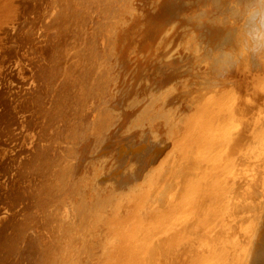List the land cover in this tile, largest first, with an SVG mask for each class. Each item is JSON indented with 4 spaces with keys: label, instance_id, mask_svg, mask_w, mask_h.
Wrapping results in <instances>:
<instances>
[{
    "label": "rangeland",
    "instance_id": "rangeland-1",
    "mask_svg": "<svg viewBox=\"0 0 264 264\" xmlns=\"http://www.w3.org/2000/svg\"><path fill=\"white\" fill-rule=\"evenodd\" d=\"M11 1L12 0H6V1L4 0V1H2V3H0L1 5H3V7H5L6 13L8 14V16L4 17V21L2 23H0V264H79V262L82 264H83V262H84V264H88L89 263L88 261L90 259L87 257L90 255V251L88 250L89 244L86 242V240H87L86 237L92 238V236L87 233V230H85L84 234H80V235L76 234L74 237L71 236L72 232H70V229L74 226L75 219H76L75 209H74L73 205L76 207L78 200L75 198L76 200L73 202V201H71L72 199L68 198V196L70 195L71 191H72L71 194L74 196L75 193H77L80 189H82L81 186H83L84 184L83 185H80V184H82L84 179H86V178L88 179V178H90V176L92 177V174L94 173V172L93 173L91 172V175H90L91 170L89 171V170H86V168L85 169L82 168L83 171H85V173L87 171V173H86L87 175L84 174V177H82V173H84V172H82V169H81V171H78L79 167H77V166H79V163H78L79 157L78 156L80 154V148L76 147V146H79L76 144V141L77 142L79 141V132L81 133L83 129H84L83 132H86V133H81L82 136H80V140L85 138V136L87 135V131L85 130V125L83 124L85 122H84V120L82 121V119L86 118V116H85L86 111H85V107H84L85 104L84 103H86L85 99L87 101V99L90 100V98L92 97V95L90 94L91 93L90 90L89 89L87 90V88H90L91 83L94 86V84L96 82L95 79L93 80V77H91L92 75L90 73H92V72L90 70H94L96 66H99V65H97L99 59L98 58L95 59V57L96 56L98 57L97 54H99V47H101V44H99V43H101V42H99V40H97L98 34L95 33L96 31L98 32V29L97 30L95 29L97 26H95V22H93V21H92L93 23L91 22V20H92L91 17H93L94 15L91 14L93 12L91 11L92 6H90V5H92L91 3L93 0H91V3L89 2L90 0L89 1L88 0H79L80 4L77 3L78 0L77 1L76 0H74V1L69 0L71 3L68 0H14L15 3L11 2ZM63 1H64V3H63ZM67 1H68V3H67ZM87 2L90 4H88ZM187 2L190 4V7H189V9L188 8H186V9L189 11V13L191 15L188 17L189 19L184 18V21L179 20L180 19L179 16H185V15H181L180 12L177 13V11H175V10L178 6L184 5L183 3L186 4ZM212 2H214V3H212ZM165 3H166V5H165L166 8H169V9L165 10V11L161 10V13L159 14V19L156 21V24L154 25L155 28L157 29V31L155 32V35L152 37L153 39L150 42L151 44L150 43H149V45L147 44L146 47L144 48L145 50L142 49V50H139L138 52L135 53L134 58H135L136 62L147 63V65L143 69V73H145L147 70L150 69L151 71L153 70L152 73H154V76H159L162 73V71H164L163 67L165 68V71H167L169 73H171L174 70L184 72L185 74H182L181 76H179L178 79L179 80L181 79V81H185V77H188L187 80H190V81L193 80L191 85L184 86L185 84L183 85L181 82H179V86L183 85V87H177V83L174 80H172V82L170 84H169V80H168L166 86L164 87V88H167V86H170L172 84L171 88L168 87L167 89L175 88L176 94H177L179 100L180 99L182 100L183 98L188 100V96L190 97V96L198 94L202 91L209 90V91H206V93L208 95H211V99L208 98V97H210L208 95H207V99H210L211 102L212 101L215 102L216 98L218 100L220 99V96H218V94L214 93V91L216 90L215 92H217V91L220 92V95L224 91V93H223L224 95L222 96V99H224V100L227 99V101L225 100L226 101L225 102L222 99H220L219 102L212 105L213 112L211 115V121L209 123L210 125L209 124L207 125L206 130L208 132H206L205 140H203V143L200 146L201 151H199V146L196 148H193V147L190 148V146L189 147L185 146L186 138L188 135V133H185V132L190 130L189 127L179 126V128L178 127L175 128L177 130L175 132H173L175 129L169 130V132L167 134L168 137L166 136L167 140H165V138H164L163 142L159 141L160 146H158L159 144H157L158 141L156 142L153 139V137H156V136H152L146 132L148 135H150L149 138H152V139H149V140H151V145L149 146L150 151L155 153L152 162L150 161L151 164L148 163V165H150V166L152 165L151 168H155L154 170H156V167H157L158 168L157 170L159 172H157L158 174L156 173L157 170L153 172V170L149 169L150 166H148L149 167L148 171H152V173L154 174L155 177L152 175V177L150 176L149 178H147L146 174L147 173L152 174V173L151 172H145L146 177L144 176V179L146 180V183H145L146 185L145 186L141 185L142 186V189H141L140 188L141 186L139 183L142 184V182H141L142 180H141V178L139 179V177H138L136 179L137 180L139 179V181L140 180L141 181L139 182L136 179H134L136 182L133 184V186L135 185L133 188L136 187V184H138L140 186L139 187L137 185V188H135V189L138 190L140 188V190H143L142 193L145 194L146 198L150 201V208H154V206L157 205L156 202L164 196H165L164 197V200H165L167 198L166 195H168L167 193H169L170 191H172V193L170 192L171 197L173 196V194L175 192H176V195H178L180 192V195H178V197H180L181 195H185L186 197L189 196V197H187V201L185 200L183 202V204H185V205L182 207L183 209L181 208L182 214L180 213L181 210L179 213H175V214L171 213V215H169L167 218L165 217L167 219L168 223L166 224L167 221H165L166 220L165 219L164 220L165 222L163 224H162V222L160 224H158V227L159 228L162 227L161 226V224H162L163 226L166 225L169 229V230L166 229L167 232H169L168 233L169 235H167L169 237H167L168 239L165 241V244H167V246H168L169 243H167V242H170V240L173 241V244L171 243L172 242L171 241L170 242L171 245H169V247L166 246L167 249L170 250V251H168V253L172 254V252L175 250V248L178 247V249H179V245H180V247L181 246L184 247V250H187V256H185L184 258L187 259V257L189 256V253L191 256H193V254H191V253L194 252V253H196V257L194 259L193 264H206L207 261H209L210 255L207 256V253L205 252L207 249L206 245L204 244L205 246H201V242H203L202 241V236H203L202 234H204V233H206L207 235L211 234V232L214 231L213 230L214 226L217 227V225L219 224V220L220 221L223 220L224 215L226 216L228 213H233V212H234V214L237 213L239 218H242L243 212H238V211L242 210L243 208L238 209V207L241 206V207H244V209H245V207H247L253 200H255V198L260 199V198H262V196L264 194V140H263L264 138L263 139L261 138L259 141L258 140L259 138L256 137L258 143L253 142L255 139L253 140L250 136L251 135V125L249 126L248 129L245 127L246 123L250 122V120H252L253 113L255 112V110L253 108L254 97L250 93V92H252V90L254 88V81H253L252 77L250 76L251 71H249V68H250V64L255 63V55L257 56V54H256L257 51H254L253 49H251L252 46L250 43L243 42V41L235 43L233 41V38L230 37L231 35H230V31L228 30V26H230V27L234 26L236 24L238 17H240L239 7H238V5L236 6V4L232 0H172V1L167 0V1H165ZM172 3H174V4L172 5ZM84 4H85V7H87L89 5L90 6L89 10L91 11L90 12V11L86 10V12H84L86 15H84V13H83V10L86 9L84 7ZM63 5H65L64 7L67 6L66 7L67 9L65 8L66 12L64 11L65 13L68 12L67 10H69V13H72L70 10H73V12L75 10L74 13L76 14V12H77L76 16H75V14L74 15L72 14V16H69V18H68V16L65 17V15H67L68 13L65 14L63 12V8H64V7H62ZM79 5H80V7H76V9H77V11H76V9L73 8V6H79ZM212 5L218 6V10L220 11V13H218L217 16H214V15L210 16ZM68 7H69V9H68ZM70 7H72V8H70ZM223 9L225 11H227L229 14L227 15L226 13H223V11H224ZM79 12L81 14L80 17L83 15L85 19H86L85 16H87V13H88V15L90 14L88 16V18L90 17V19L85 20V19H83V17H81V18L78 17ZM62 13H64L65 15H62ZM63 16H64V18H63ZM244 16L246 18L247 15H244ZM70 17H72V18H70ZM76 17L79 18V20H82V21L84 20V22L83 23H82V21L79 22V20ZM62 18L63 19L67 18L68 20L66 19V21H64ZM73 20L75 22H71ZM85 21H87V22L85 23ZM181 21L184 23H182ZM205 21L207 23L209 22V26L212 27L215 25L216 27L219 28V30L213 32V34H210L208 36L205 32V25H206V24H204ZM89 22L91 23V25ZM64 23H66V24H64ZM71 23L73 24V26ZM74 23H77V25H78V23H82L81 25L84 27L80 26V24L78 25V27L77 26L74 27V25H76ZM64 25H69V26H67L69 30H70V28L73 29L72 27H74V29L81 27L80 29H78V30L75 29V30H77L78 32H80L82 30L81 34L83 36L78 35L80 33L76 34L77 31H75L74 29L71 30L72 32L68 31V29ZM87 25L89 27H91L93 25L95 28L94 27H92V28L87 27V28H89V30H90L89 31L88 29L85 28ZM225 25L227 26V29H225ZM44 26H45V28H44ZM48 26H51V27H48ZM149 27L150 26L147 24L140 25L138 33L145 35L146 32H149L148 31ZM83 29H85V31L87 30L85 32V33L88 32L87 35H84L85 33H83V31H84ZM158 29H160L161 31ZM233 29H235V28H233ZM93 30H95V31H93ZM63 31H65V34L67 33L68 37H64ZM177 31H178V33H177ZM90 32L95 33V35L93 34L94 37L91 36L92 34ZM78 36H80V37H78ZM96 36H97V38H96ZM85 37H87L89 41H87V38H85ZM69 38H71V39H69ZM64 39H66V40H64ZM67 39L70 41L68 42ZM80 39L82 40L83 43L81 42ZM94 39L97 41H95ZM35 42H36V44H35ZM85 42L87 44H89L88 47H86L87 44ZM96 42H98V43H96ZM75 43H77V44H75ZM234 43H235V45H234ZM90 44L92 45V47H90L91 46ZM95 44H97V45L94 46ZM74 45H76V47H74ZM82 45H84V49H81V48H83ZM230 46L232 47V49L230 48ZM85 47H86V49H85ZM240 47H241V53L239 52ZM89 49H91V50H89ZM94 49H96L95 51H97V54L94 51ZM81 50H84V51H81ZM85 50H89L90 52L85 51ZM165 50L166 51L168 50L167 53ZM91 52H92V54H91ZM235 52L239 53L240 56H244V58L241 60L238 57H235L236 56ZM77 53L80 54L81 56L78 55ZM84 53H86V54L88 53L89 55H91L90 57L88 55V59L85 58L87 61L82 60L83 56L87 57V55L85 56ZM172 53H174L173 55H175V54L176 55L173 56ZM93 54L95 55V57ZM67 55H68V57H67ZM73 55L74 56L76 55L77 57H74ZM78 56L81 57L80 60L78 59L79 58ZM69 57H71V58L69 59ZM91 57H92L93 61H92ZM89 58L93 63L89 62L90 61ZM67 59H69L70 61L72 60L73 62L72 61L67 62ZM94 61H95V63H94ZM78 62H79V64H82V65L79 66ZM65 63H67V65ZM68 64H69V68L71 66L70 69L67 68ZM167 66H169V67H167ZM81 67H82V69H84L83 72L81 70ZM90 67H93V69H90ZM242 68H243V70L246 69V71H244V73L247 72L246 73L247 75L239 72V71L243 72ZM87 69H90V70H87ZM70 70H71V73H70ZM85 70L88 72L89 75L87 73H85L86 72ZM89 71H90V73H89ZM198 71H200V72H198ZM232 71L236 72V73H233ZM203 72H204V74H203ZM205 72H206V74H205ZM64 73H65V76H67V77L64 76ZM84 73L86 75H84ZM179 74H181V73H179ZM81 75L84 77H82ZM227 76H228V78H227ZM238 76H241L243 78L241 88H239V85H238V81H237ZM55 77H57V78H55ZM71 77H73V79ZM70 78H71L72 83H74V82L77 83L76 84L77 86L76 85L74 86V84L71 85ZM78 78H80L82 80V83H84V85H81L82 83L80 84L81 81H79ZM247 78L249 80H247ZM59 79H60V81H59ZM64 79H68L69 81L64 80ZM84 79L85 80L87 79L86 80L87 83L85 82ZM90 79H92V80L90 81ZM155 79H157V78H155ZM214 79H216V80H214ZM57 80H58V82H57ZM65 81L69 82L70 84L66 83ZM213 81H215V82H213ZM88 82L90 84H88ZM201 82L206 84V86H207V87H205V88H207L206 90L201 88L202 87ZM212 82L214 85L213 84L211 85ZM78 84L81 85L79 87L82 90H77V88L79 89ZM85 84H87V86H89V87L86 86L87 88H85ZM218 84L220 85V87H218L219 86ZM65 85H66V87H65ZM67 85H70V87ZM71 86L76 87V88H74V87L73 88H74V90L76 89L79 94L75 93L76 90L74 92L75 94L73 92H72L73 93L72 94L70 92L71 90H73ZM215 86L218 88H216ZM228 86H229V88H228ZM68 88H70V89H68ZM83 88H84V90L86 89L87 91L86 90L84 91ZM175 89H172L174 93H175ZM219 89H221V91ZM231 89H232V94L230 95ZM66 90H68V91L66 92ZM198 91H200V92H198ZM225 91H227V93ZM237 91L239 93L241 92V94L239 95V93ZM63 92L66 95H67V93L70 92V95L72 97H73V95H74V97L75 96L77 97V94L80 95L81 92H82V94L80 96H84V97L88 92H90V93L88 94V98H87V95L85 98H82V97L75 98V100L77 99V101L72 100V97L70 98V95L69 96L64 95L65 98L66 97L68 98V101H65L64 100L65 98L62 97ZM85 92H86V94H84ZM187 93L188 94L190 93V94L188 95ZM89 95H91V96H89ZM97 95L99 96V91L97 92ZM236 95H237V97L239 95L238 101H237ZM11 96H13V97H11ZM213 96H216V98L213 99L212 98ZM229 97H231V98H229ZM67 98H66V100H67ZM81 98H82V100H81ZM242 98H246V99L248 98L247 100L250 102V104L246 105L243 108H239V106L242 102ZM69 99L72 102L71 104H70ZM79 99L81 100L82 103H79L80 102ZM53 100H55V101H53ZM62 100L65 103L62 102ZM229 100L231 101V104L233 102H236V103H233L230 106V102H228ZM222 101L225 103H223ZM76 102H78V105H80V108L83 107V108H81L82 111H80L81 109L80 110L78 109L79 108L78 105H77L78 106L77 108L75 106H73V105H75L73 103H76ZM164 102L165 103H164V105L162 104V106L167 108L166 100ZM70 105H72V106H70ZM225 105H226V108L234 107V109L232 108L233 109L232 111L230 109H226ZM67 106H70V107L67 108ZM216 106H218V107H216ZM72 107H74L73 110H71L72 114L78 110L77 113L75 112L73 114V115L76 114L75 116L67 113L68 109H70ZM261 107L264 108V104L261 105ZM75 108H76V110H74ZM218 109H220L222 111H224V110H226V111L221 112ZM61 110H63V111L61 112ZM227 110H230L231 113H230V111H227ZM79 111H80V116H85V117H80L79 115H77V114H79L78 113ZM84 112H85V114H84ZM225 112L226 113L229 112L233 116H231L229 113L226 114ZM63 113L64 114L66 113V119L68 117L67 120L64 117L65 115L63 116ZM67 114H68V116H67ZM217 114L222 115V116L220 115L221 119H219L220 116H218ZM224 114H226V115H224ZM237 114H238L239 118L236 116ZM242 114H243V116H242ZM69 115H70V118H69ZM78 116L80 117L79 120L83 122L82 125L80 124L81 122L80 123L76 122V120L79 121L77 119ZM71 117H73V118H71ZM74 117H75V120H73ZM222 117H224V120ZM233 118H235V120ZM62 119L64 120V123L62 122L63 121ZM216 119H218L219 121L218 120L216 121ZM231 119H233V122ZM238 119H240V120H238ZM55 120L56 121L59 120L58 121L59 123L58 122L55 123L56 122ZM85 121H86V119H85ZM240 121H241V123H240ZM212 122H213V124H211ZM35 123H36V125H35ZM70 123H74V124H70ZM75 123L80 124V125L78 126L76 124V126H75ZM219 124H221V126ZM224 125H226V128ZM229 125H231V126L229 127ZM60 126H61L62 130H58V129H61ZM63 126H65V128H66V126H68L73 130H69L68 131L70 133L69 134L66 131L70 128L67 127L68 129L65 130ZM222 126H224V127H222ZM214 127H216L217 129ZM212 128H214V129H212ZM222 128H223V130H222ZM228 128L230 129L229 131H228ZM76 129H78L79 132L76 131ZM182 129H183V132L180 131ZM218 129H219V131H218ZM225 129H227V130H225ZM214 130H216V132H214ZM63 131H64V133H63ZM74 131H76V133ZM223 131L224 132L228 131V132L224 133ZM230 131H232L233 134H231L232 132L230 133ZM38 132H40V133H38ZM47 133H49V134H47ZM66 133L69 134L68 138H67ZM71 133H73V134H71ZM169 133L170 134L172 133V134L169 135ZM223 133H224V135H223ZM126 134H127L126 132L123 133V135H126ZM217 134H218V136L215 137ZM43 135H44V137H42ZM70 135L71 136L74 135L73 136L74 139ZM181 135H182V137H181ZM47 136L51 140H49V138ZM76 136H78V138ZM228 136L231 138H229ZM184 137H185V139H184ZM212 137H213V140L211 139ZM218 137L220 138L219 140H218ZM69 138L72 139V142L70 141L71 139H69ZM75 138L78 140H76ZM175 138H176V140H175L176 142L173 140ZM178 138H180V139H178ZM228 138L230 140H228V142H227ZM61 139H62V143H60ZM216 139H217V141H216ZM38 140L40 142H38ZM224 140H226V141L224 142ZM66 141H68L70 143H67ZM171 141H172V143H171ZM214 141H216V142H214ZM219 141L221 144H217V143H219ZM248 141H249L248 146H250V148H249L250 150L249 151L246 150L245 154H243L242 153L243 148L245 147V145ZM126 142H125V147L126 148L128 147V149H132V150L135 147H137V145L140 143V141L133 140L134 143L138 142L137 145L135 144V146H134L133 145L134 143L129 144L128 143L129 141L127 143ZM161 142L163 143L162 145H161ZM177 142H178V144H177ZM213 142H214V144H213ZM235 142H237L239 144V151L238 152L235 149H233ZM222 143H223V145H222ZM224 143H226V145ZM62 144H63V146H62ZM67 144L68 145L70 144V145L68 146ZM74 144H76V145H74ZM211 144H213V146H210ZM176 145H178V146H176ZM241 145H243V148L240 151ZM168 146H169V148H168ZM173 146H175V148H177L176 151H174L175 154L173 152H171V151H173V148H174ZM181 146H184L186 148V150H185V148H183ZM204 146L207 148H205ZM218 146H221V147H218ZM223 146H224V148H223ZM260 146L262 149L260 148ZM60 147L62 148V152H61ZM170 147L172 148V150H170ZM67 148H68V150H67ZM189 148H190V151H188ZM75 149L78 150V153L74 152V151H76ZM166 149L167 150L169 149V150L167 151ZM192 149H193L194 153L192 152ZM194 149L196 151H198V153H200L199 156L196 154V151H194ZM213 150L215 151V153L218 152L220 154V152H221L220 155L216 154L218 156V158L215 155V153L213 152ZM73 152H74V154L76 153L75 155H77L78 158L75 157ZM202 152H204V153H202ZM162 153H163V155H162ZM168 153H169L170 157L169 156H167V157H169L171 161L170 160L165 161V159H163V158H166V155ZM248 153L252 154V156H254V157L252 158L251 155H249ZM70 154H72V155H70ZM176 154L178 155V157H176L177 156ZM194 154H196V155L194 156ZM207 154H208V156H207ZM210 154L212 155V156H210L211 159L208 158ZM62 155H64V156H62ZM91 155L92 154H90V156ZM32 156H34V157H32ZM95 156H97V155H95ZM171 156H174V158ZM87 157L93 163L96 160V159H94L95 157L92 159H91L92 156L89 157L87 155ZM159 157H162V159L164 160L163 163L165 166L163 165V163H161V166H159L160 164L156 163V161L161 160V159H158ZM69 158H70V161L72 162L71 165H70V163H68ZM109 158H110V160L107 158V163H105L106 169H107L106 166L108 163L111 165L108 168L111 169V168L115 167V165H113L114 161L111 160V157H109ZM230 158H233V159H230ZM71 159L72 160L76 159V160L74 162V160L72 161ZM216 159H217V161H216ZM226 159H227V161H226L227 163L224 162ZM209 160L211 162H209ZM214 160L217 164L214 162ZM231 160H233V161H231ZM60 161H62L61 164L57 163ZM97 161L100 162L99 159ZM97 161H95V165L92 163L93 164L92 167H94V168H92V167L91 168L93 169V171H95L97 169L98 172L97 171L96 172L100 173L99 174V176H100L102 174L101 172L103 169V168H101L102 162H100L98 164ZM110 161L111 162L113 161V163H111ZM120 161H121L123 166H125V165L127 166L128 164H130L128 167H126L123 170L126 173L129 170H134V169L138 170V166L140 165V161H138V155L133 153V152L124 154V156L121 158ZM162 161H160V162H162ZM192 161H194V162H192ZM200 161H201V163H200ZM202 161L204 163H202ZM18 162H20V164H18ZM76 162H77V164H76ZM165 162H169V163H165ZM191 163H192V165H191ZM208 163H211L212 165L208 164ZM193 164H194V166H197V168L193 167ZM213 164H216V165H213ZM162 165L164 166V168L166 167L165 168L166 171L163 169ZM205 165H206V168H203V167H205ZM57 166H58V168H57ZM61 166H63L64 168ZM178 166L180 167L179 169H182V171L181 170L179 171V169H177ZM207 166L209 167V169H207ZM66 167H68L67 171H65ZM69 167H71L72 171H69L70 170ZM184 167H185V171H184ZM227 167L228 168L232 167V170H230L231 168L227 169ZM75 168H78V169H75ZM98 168H99V170H98ZM219 168L222 169L221 173H220ZM142 169H143V167H142ZM142 169L140 168V170H142ZM210 169H212L214 171L211 170L212 171L211 172ZM76 170L78 171V173H74V172H77ZM137 170H136V172H139V170L138 171ZM198 170H199V172H198ZM224 170H225V172H224ZM56 171L58 174L56 173ZM188 171L194 172V173H192V172L191 173L193 176L195 175L196 177L195 176L192 177V175H190V173H188ZM204 171H206V172H204ZM207 171H208V173H207ZM66 172L68 174V177H67ZM160 172H162V174ZM178 172H180L179 175H178ZM227 172H229V174ZM73 173H74V175H73L74 177H72ZM88 173H89V177H88ZM159 173H160V176H159ZM205 173H206V175H205ZM219 173H220V175L221 174L222 175L225 174V175L220 176ZM60 174H61V177L59 176ZM78 174H79V176H78ZM172 174L174 177L172 176ZM180 175H181V178H180ZM182 175H184V176L190 175V176H185L186 177V179H185V178H182V177H184ZM109 176L108 177L105 176L106 180H105V177H100L102 179H100L98 177L95 180L97 181L98 179H100L101 181H103L105 183L108 180ZM156 176H157V178H156ZM208 176H211L213 178V181L215 182L213 187L211 185L213 183H208V181H210V180L212 181L211 177H208ZM69 177H71V179H73V181H71ZM76 177H77V179H76ZM177 177H179V178H177ZM63 178H64V180H63ZM82 178H84V179H82ZM155 178L159 181L161 179V181L160 182L156 181ZM204 178L205 179L210 178V180H204ZM248 178H250V179H248ZM65 179L69 180V181L66 182ZM74 179H76V180H74ZM110 179H112V178H109V180ZM179 179H180V181H179ZM218 179H219V181H218ZM243 179L246 181L244 182ZM62 180L65 182L63 183ZM92 180H94L93 177L91 179H89L88 181L90 182ZM100 180H98L97 183L100 182ZM145 180H143V181L145 182ZM151 180L154 183H152ZM171 180H173V181H171ZM186 180H188V181H186ZM262 180H263V183H262ZM77 181H79V182H77ZM88 181H87V184L89 185L90 183H88ZM184 181H185V183L183 184L182 182H184ZM202 181H204V182H202ZM206 181L208 184L206 183ZM217 181H218V184H217ZM56 182L58 185L56 184ZM103 182H100V183L103 184ZM169 182H171V183L169 184ZM221 182H222V185H221ZM68 183H70L71 185ZM76 183H78L79 189H78ZM83 183H86V181L84 180ZM91 183H92L91 185H93V181ZM156 183L158 184V186ZM159 183L162 185V187L159 185ZM167 183L169 185L166 186ZM173 183H174L175 187L172 188L171 184L173 186ZM62 184H64V185H62ZM99 184H97V186ZM151 184H152V186H154L153 191H151V189H150L152 187ZM178 184H180V185L177 186ZM216 184H217V186H216ZM231 184H233V185H231ZM88 185H87V187L92 189V192L95 193L96 191H94V189L91 188L90 185L89 186ZM103 185H99L98 188H100V190H101L102 187H100V186H103ZM147 185H148V188H145V187H147ZM181 185H183L184 187ZM250 185H252V186H250ZM165 186L168 189H166ZM168 186H170V188ZM180 186L183 187L182 190L178 189V188H181ZM206 186H210V188L206 187ZM215 186H216V188H215ZM51 187H53V188H51ZM74 187H77V189L75 188L76 191L74 190ZM191 187H192V189H190ZM233 187H234V189H233ZM244 187L246 190L244 189ZM89 188H87L88 191L90 190ZM98 188H97V190H99ZM157 188H158V191L159 192L161 191L162 193L161 192L159 193L158 191H156ZM186 188L189 192L190 191L191 192L190 193L188 191L186 192ZM196 188H198V189H196ZM217 188H218V190H217ZM44 189H45V191H43ZM109 189L112 191L114 188L111 186V187H109ZM109 189H108V191H110ZM147 189L148 190L150 189V190L148 191ZM162 189H164V192L162 191ZM170 189H172V190H170ZM183 189H184V191H183ZM210 189H213V191H211ZM68 190H70V192ZM115 190L118 191L117 189H115ZM166 190H168L169 192ZM177 190H178V192H177ZM192 190L194 191V193ZM181 191H183V192L181 193ZM195 191L197 194L195 193ZM208 191L213 196V198H214V196L217 197V194L219 193L218 198L213 199L212 197H210L209 194H207ZM46 192H48V193H46ZM121 192H119V193H121ZM152 192H153V194H152ZM198 192H199L201 197L198 195ZM205 192H206V194H203ZM216 192H217V194H216ZM61 193H62L63 198L61 197ZM119 193H117V195ZM163 193H164V195H163ZM234 193H235V196H233ZM213 194H216V195H213ZM161 195H163V196H161ZM190 195H192V197ZM205 195H207L206 198L210 197V199L205 198L206 201L203 200L204 199L203 197H205ZM148 196L149 197L151 196V198H148ZM230 196H232V197H230ZM224 197H225V199H224ZM252 197H253V199H252ZM66 198H68V200H66ZM227 198H229V199H227ZM152 200H153V202H152ZM215 200L217 201V203L220 202L217 206L218 209L216 208L217 203L213 202ZM160 201H162V200H159V203H160ZM190 201L193 204H191ZM201 201H203L204 203L202 204ZM210 201L213 202V203H210V207H212V208L208 209L209 208L208 203ZM198 202H200V204ZM44 203H46V204H44ZM69 203H71V204L74 203V204L70 205ZM153 203H155V204H153ZM159 203H158V205H160ZM214 203H216V204H214ZM235 203L238 204L236 207H235ZM253 203H255V202L253 201ZM161 204H162V202H161ZM206 204H208V205H206ZM233 204H234V206H233ZM203 206H205L206 208L205 207L203 208ZM251 206H252V204L249 205L248 207H251ZM156 207L158 210L159 209L161 210V208H160L161 206H159V207L156 206ZM213 207H214V209H217V210H212ZM155 208H154V210H155ZM65 209H66V211H65ZM192 209L195 211H193ZM237 209H238V211H237ZM69 210H71L72 214L70 213ZM200 210H202V211L200 212ZM204 210L207 213H205ZM208 210H210V211H208ZM198 211H199V213H198ZM263 211H264V208H263V210H261V217L264 216ZM57 212H59V213L57 214ZM64 212H66V213H64ZM183 212H184V215H183ZM202 212H204L205 216ZM208 212L212 215H214V214L211 212H214L215 213L214 216H217L216 218L214 217L215 219H213L212 218L213 216L210 215V216H212L209 218V220L211 222L210 224H207V223H209V220L207 221V218L202 219V218H205L209 214ZM196 214H201L202 217H200L201 218L200 221L203 224L197 223V222H199V219H200L199 216L200 215L197 216ZM218 214H220V215H218ZM187 215H189V218ZM194 215H195V217L197 216L196 219H194ZM175 216L176 217L178 216L176 218L177 220L175 219ZM185 216H186V218H185ZM63 217L67 218V219H64ZM190 217H191V219H193V221H196V222H191ZM207 217H209V216H207ZM211 218L215 223L212 222ZM179 220L180 221L182 220L183 223L186 222L184 220H189L191 224L189 223V221L186 224L184 223L185 225H187L186 226L187 228H186V227H184L185 225H183L182 222H178ZM17 222H18V226H17ZM173 222L176 223V225L172 224ZM170 223L176 229L174 227H172L170 225ZM195 223L199 226H197ZM247 223L248 222H243V224H245L244 226H246ZM188 224L190 226H188ZM192 224H194V225H192ZM243 224H242V226H243ZM169 225L171 226V229H175V232L173 230L172 234H170L171 229L169 228ZM179 225L181 228L177 227ZM165 227L163 228V232L167 233L165 231ZM191 227L192 228L194 227V228L191 229ZM202 227H203V233L199 234L198 232H202V230H201ZM188 228H189V230H188ZM195 228H196V230H194ZM156 229H158V228H156ZM198 229H199V231H197ZM176 230H178V232H176ZM192 230L195 231V233H198L197 236L199 235L201 238L200 239L196 238L197 236ZM158 231H159V229H158ZM183 231L187 232V233L184 234ZM188 231L191 234H188ZM192 232L194 234H192ZM9 233H10V235H9ZM178 233L180 235L179 237H178ZM94 234H97V231H95ZM181 234L182 235L184 234L183 235L184 237ZM164 235H166V234H164ZM170 235L173 236V238ZM186 235H189L188 237L190 240L192 239V237H194V235H195V237L193 239H197V240H194L195 244L192 243L191 247H190L191 243L186 245L188 243L187 241L189 240L188 237H186ZM69 236H71V237H69ZM83 237H85L83 240L86 243L83 242L81 245L78 246V248H77L78 252L75 251L77 254L74 252V254H71L69 256V258H67L68 260L65 259L64 253L67 252V249L75 246V244L77 247L78 242H76V241L77 240L79 241ZM186 239H187V241H185ZM210 239H211V237H210ZM213 239L214 238H212L211 240L213 241ZM177 241H179V242L177 243ZM181 242L183 244H185L186 246H184L183 244H180ZM208 242H209V240H208ZM69 243H70V245L72 244V246H70ZM174 244H175V246H174ZM171 247L172 248L174 247V249L171 250L172 249ZM59 248H61V249H59ZM63 249H65L66 251L63 252L64 251ZM251 249H252V246H251ZM203 250L205 253L203 252ZM80 253H82V254H80ZM94 254H97L95 256L98 257V253L96 251L92 255H94ZM198 256L199 257L201 256V257L198 258ZM79 258L80 259L82 258L83 261L80 260ZM205 258H207V260ZM86 260H88V261H86ZM205 260H206V263H205ZM210 261H212L211 257H210Z\"/></svg>",
    "mask_w": 264,
    "mask_h": 264
},
{
    "label": "bare ground",
    "instance_id": "bare-ground-1",
    "mask_svg": "<svg viewBox=\"0 0 264 264\" xmlns=\"http://www.w3.org/2000/svg\"><path fill=\"white\" fill-rule=\"evenodd\" d=\"M4 1V0H2ZM2 1L0 0V3H2ZM6 1V0H5ZM69 1V0H68ZM67 1V3H68ZM70 1H74V0H70ZM69 1V2H70ZM77 1V0H76ZM89 1V0H88ZM165 1L167 0H93L92 3H91V0L89 1L92 5L91 7V11L93 13L94 16L91 17L92 20L91 22H95V26H97L96 28L92 25L91 27H89L88 25L85 27L86 29L89 30V28H92L94 27L96 30L98 29V32L96 31L95 33L98 34V39L99 44H101V47H99V54H97V51H95L96 49H94V51L96 52V54L98 55V57L96 56L95 57V53L93 54L95 59H99L98 60V63L97 65L99 66H96L94 70H90V69H93V67H90V69H87V70H90L92 73H89L92 75L91 77H93V80L95 79V84L94 86L92 85V83L90 84L88 82V84H90V88H87L89 86H87V84H85V88H87V90L89 89L90 92H88L86 94V92L84 94L87 95V98H88V94L90 93L92 95V97L90 98V100L85 99V111H86V121L85 119H82V121L84 120L85 123H83L82 121L79 120L80 117H85V116H80V111H82L81 107L80 108V105H78V102L76 103H73L75 105L76 108L79 106V115L78 116V120H76V122H81L80 124L82 125V123L85 125V130L87 131V135L85 136V138L81 139L80 140V136L81 133H86V132H82L80 133L78 131V129H76V131L79 132V141L77 142L76 141V144L79 145V146H76V147H79L80 148V154H79V159H78V163H79V170L78 171H81L82 168H86V170H91L90 171V175H91V172L93 173L92 174V177L94 178L93 181V185H91L92 181H88L89 179H91L92 177L90 176V178H82L86 181V183H83L80 184V185H83L81 186L82 189H80L77 193L74 194V196L70 193V195L68 196V198L72 199L71 201H75L76 199L78 200L77 202V205L76 207L69 203L70 205H73L74 209H75V224L74 226L70 229V232L71 233V236H75L76 234L77 235H80V234H84L85 233V230H87V233L89 235L92 236V238H87L86 237V242L89 244V251H90V255L87 257L89 258L87 263L88 264H193L194 262V259L196 257V253H191L193 254V256L190 255L189 253V256L186 258H184L185 256H187V250H184V247H180L179 245V249L178 247L175 248V250L172 252V254L168 253V250L167 247H169V245H171V243L173 244V241L170 240V242H167L169 243V245L167 246V244H165V241L168 239L167 235H169L167 232L168 227L166 226H163L162 224L167 221V217L169 215H171V213H179L181 208L185 205L183 204V202L186 200L187 201V197L189 196H185V195H181L180 197H178V195H180V192L178 195H176V192L173 194V196L171 197L170 195V192L172 193V191H168L169 193H167L168 195L167 198L164 200V197H162L161 199L159 200H162L160 201L159 203V200L156 202V206H161V210L157 209L156 206H154V208H150V201L146 198L145 194L142 193L143 190H140V188L142 189V186L146 185V180L144 179V176L146 177L147 175V178H149L150 176L152 177V175L154 176V174L152 173V171H148L149 169L156 171L158 168L156 167V170H154L155 168H151L150 165H148V163L151 164L152 160H153V157L155 155V153H153L152 151H150V148L149 146L151 145V140L149 139H152V138H149L150 135L152 136H156V137H153V139L157 142L159 141H164V138L165 140L166 139V136L168 137V132L169 130H173L175 128H179V126H185V127H189L190 130H188L187 132L185 133H188L187 135V138H186V142H185V146L186 147H193V148H196L199 146V151H201L200 149V146L202 145L203 143V140H205V136H206V132H208L206 129H207V125L210 123L211 121V115H212V105L219 102L220 99H222V96L224 95V91L222 92V94L220 95V92H215V94H218V96H220V99L218 100L216 98V96H213L212 98H216V101L215 102H211L210 99H211V95H208L206 93V91H209V90H206L207 87L206 84L202 83L201 84V88L205 89L206 91H198L200 93L198 94H195V95H192V96H188V100H186L185 98H183L182 100L178 99V96L176 94V89L175 88H172V89H175V93L173 92L172 89H167L168 87L171 88V85L170 86H167V88H164L169 80V84L172 82V80H174L176 83H177V87H183L184 86H187V85H191L192 84V81L190 80H187L188 77H185V81H181V79L179 80L178 77L181 76L182 74H185L184 72L182 71H178V70H174L172 71L171 73L165 71V68L163 67L164 71H162V73L159 75V76H154V73H152V71L149 69L147 70L145 73H143V69L145 68V66L147 65V63H141V62H136L135 60V53L138 52L139 50H142L146 47V45L152 41V37L155 35V32L157 31V29L155 28V24H156V21L159 19V14L161 13V10L162 11H165V10H168L169 8H166V3ZM168 1H172V0H168ZM236 6L238 5L239 7V15L240 17H238L237 21H236V24L234 26H228V30L230 31V37L233 38V41L236 43V42H240V41H243V42H247V43H250L251 44V41L250 39L248 38V35H247V29H246V19L248 17V13L250 12V10L252 9L254 3L256 2V0H232ZM11 2L15 3L14 0H12ZM37 2V1H36ZM85 2V1H84ZM9 3V2H8ZM7 3V4H8ZM64 3V1H63ZM71 3V2H70ZM73 3V2H72ZM79 3V0L78 2ZM88 3V2H87ZM88 3V4H90ZM214 3V2H212ZM80 4V3H79ZM174 3H172L173 5ZM184 5H180L176 8L175 11H177V13L180 12L181 15H185V16H179L180 19L179 20H182L184 21V18H188L191 14L189 13V11L186 9L190 7V4L187 2L186 4L183 3ZM232 4V3H231ZM230 4V5H231ZM66 5V4H65ZM65 5H63L62 7H64ZM69 5V4H68ZM87 5V4H86ZM227 5V4H226ZM70 6V5H69ZM72 6V5H71ZM83 6V5H82ZM90 6L88 5L87 7H85V4H84V7L86 9H82L83 10V13L86 12V10L90 11L89 8ZM67 7V6H66ZM66 7L63 8V12L67 9ZM76 7H80L79 6H73V8L76 9ZM225 7V6H224ZM66 8V9H65ZM72 8V7H70ZM69 9V7H68ZM218 6H214L212 5L211 6V12H210V16L211 15H214V16H217L218 13H220V11L218 10ZM221 10V9H220ZM224 10V9H223ZM68 14L65 15L64 13H62V15H65L68 16H72V14L74 15L75 13V10L73 12V10H70L72 13H69V10H67ZM77 11V9H76ZM90 11V12H91ZM198 11V10H197ZM81 12V11H80ZM80 12H79V16L80 17ZM238 12V11H237ZM35 13V12H34ZM82 13V12H81ZM95 13V14H94ZM223 13H226L227 15L229 14L227 11H223ZM46 14V13H45ZM70 14V15H69ZM77 14V12H76ZM75 14V16H76ZM84 15H86L84 13ZM90 15V14H89ZM88 13H87V16L86 19H90V17L88 18ZM244 15H247L246 18ZM5 16H8V14L6 13V10H5V7H3V5L0 4V23H2L4 21V17ZM81 17L84 18V16L82 15ZM80 17V18H81ZM209 17V16H208ZM64 18V16H63ZM62 18V19H63ZM72 18V17H70ZM77 18V17H76ZM75 18V19H76ZM61 19V20H62ZM67 19V18H66ZM66 19H63L64 21H66ZM74 19V18H73ZM79 20V18H77ZM85 19V20H86ZM189 19V18H188ZM68 20V19H67ZM70 20V19H69ZM77 20V21H78ZM236 20V19H235ZM63 21V22H64ZM82 21V20H79V22ZM181 21V22H182ZM70 22V21H69ZM71 22H75L74 20L71 21ZM84 22V20L82 21V23ZM87 21H85L86 23ZM92 22V23H93ZM82 23H78V25L80 24V26H82L81 24ZM90 23V22H89ZM184 23V22H182ZM37 24V23H36ZM62 24V23H61ZM66 24V23H64ZM72 24V23H71ZM76 25H74V27H78L77 23H74ZM144 24H147L149 25V32H146L145 35L143 34H139L138 31H139V27L140 25H144ZM205 32L206 34L209 36L210 34H213V32L219 30L218 27H216L215 25L214 26H209V22L207 23L205 21ZM85 25V24H84ZM91 25V23H90ZM66 26V28L68 29L67 26L69 25H64ZM73 26V24H72ZM185 26V25H184ZM48 27H51V26H48ZM74 27H72L74 29ZM84 27V26H82ZM89 27V28H87ZM45 28V26H44ZM70 28V27H69ZM81 27L79 28H75V29H80ZM183 28V27H182ZM235 28V29H233ZM70 28V30L68 29V31H71L73 30ZM74 29V30H75ZM225 29H227V26L225 25ZM50 30V29H49ZM75 30V31H77ZM83 33H85V29H83ZM92 30V29H91ZM160 30V29H158ZM227 30V31H228ZM67 31V32H68ZM90 31V30H89ZM95 31V30H93ZM161 31V30H160ZM64 32V37H68L67 36V33L65 34V31ZM72 32V31H71ZM167 32V31H166ZM77 33H80L78 35H82V30L80 32H76ZM88 33V32H87ZM87 33H85L84 35H87ZM91 33V32H90ZM95 33H91L93 36V34L95 35ZM178 33V31H177ZM217 33V32H216ZM225 34V33H224ZM227 34V33H226ZM66 35V36H65ZM70 35V34H69ZM83 36V35H82ZM81 36V37H82ZM90 36V35H89ZM52 37V36H51ZM70 37V36H69ZM80 37V36H78ZM94 37V36H93ZM166 37V36H165ZM77 38V37H76ZM87 38V37H85ZM97 38V36H96ZM155 38V37H154ZM172 38V37H171ZM71 39V38H69ZM83 39V38H82ZM91 39V38H90ZM188 39V38H187ZM23 40V39H22ZM63 40V39H62ZM66 40V39H64ZM76 40V39H75ZM81 40V39H80ZM95 40V39H94ZM95 40V41H97ZM157 40V39H156ZM166 40V39H165ZM168 40V39H167ZM181 40V39H180ZM179 40V41H180ZM67 41L69 42L70 40L67 39ZM85 41V40H84ZM87 41L88 38H87ZM86 41V42H87ZM91 41V40H90ZM56 42V41H55ZM64 42V41H63ZM82 42V40H81ZM85 42V43H86ZM94 42V41H93ZM188 42V41H187ZM225 42V41H224ZM78 43V42H77ZM75 43V44H77ZM83 43V42H82ZM84 43V44H85ZM95 43V42H94ZM98 43V42H96ZM234 43V45H235ZM36 44V42H35ZM55 44V43H54ZM57 44V43H56ZM70 44V43H69ZM68 44V45H69ZM81 44V43H80ZM87 44V43H86ZM92 44V43H91ZM90 44V45H91ZM98 44V45H99ZM151 44V43H150ZM159 44V43H158ZM193 44V43H192ZM89 44H87L86 47H88ZM97 44H95L94 46H96ZM232 45V44H231ZM80 46V45H79ZM83 48L81 49H84V45H82ZM156 46V45H155ZM177 46V45H176ZM200 46V45H199ZM237 46V45H236ZM245 46V45H244ZM252 46V44H251ZM74 47H76V45H74ZM81 47V46H80ZM85 47V49H86ZM92 47V45L90 46ZM197 47V46H196ZM195 47V48H196ZM209 47V46H208ZM96 48V47H95ZM157 48V47H156ZM230 48L232 49V47L230 46ZM53 49V48H52ZM93 49V48H92ZM155 49V48H154ZM179 49V48H178ZM253 49V48H251ZM78 50V49H77ZM91 50V49H89ZM89 50H85V51H89ZM145 50V49H144ZM80 51V50H79ZM81 51H84V50H81ZM149 51V50H148ZM166 51V50H165ZM168 51V50H167ZM166 51V53H167ZM199 51V50H198ZM201 51V50H200ZM228 51V50H227ZM90 52V51H89ZM171 52V51H170ZM231 52V51H230ZM233 52V51H232ZM238 52V51H237ZM236 53V56L235 57H238L239 59H243L244 56H240L239 53ZM239 52L241 53V47L239 49ZM82 53V52H81ZM140 53V52H139ZM147 53V52H146ZM152 53V52H151ZM164 53V52H163ZM162 53V54H163ZM184 53V52H183ZM78 54V53H77ZM92 54V52H91ZM174 53H172L173 55ZM257 56L255 55V63L253 64H250V68H249V71H251L250 73V76L252 77L253 81H254V88L252 90V92H250L253 97H254V110L255 112L253 113V118L252 120H250V122H247L245 127L248 129L249 126L251 125V138L254 140L253 142H257V138H259L258 140L260 141V139L264 138V108L261 107V105L264 104V50H260V51H257ZM80 55V54H78ZM83 55V54H82ZM84 55L87 57H82V60L84 61H87L85 58L88 59V53H84ZM147 55V54H146ZM176 55V54H175ZM173 55V56H175ZM232 55V54H231ZM74 56V55H73ZM81 56V55H80ZM80 56H78L79 60H80ZM91 55H89L90 57ZM138 56V55H137ZM180 56V55H179ZM36 57V56H35ZM68 57V55H67ZM74 57H77L76 55ZM93 57V56H92ZM91 57V59H92ZM20 58V57H19ZM71 57H69L70 59ZM229 58V57H228ZM69 59H67V62L70 61ZM77 59V60H78ZM140 59V58H139ZM74 60V59H73ZM90 60V58H89ZM88 60V61H89ZM72 61V60H71ZM70 61V62H71ZM93 61V59H92ZM91 60L89 62L93 63ZM96 61V60H95ZM94 61V63H95ZM150 61V60H149ZM66 62V61H65ZM73 62V61H72ZM80 62V61H79ZM78 62V64H79ZM183 62V61H182ZM222 62V61H221ZM37 63V62H36ZM81 63V62H80ZM83 63V62H82ZM85 63V62H84ZM87 63V62H86ZM67 65V63H65ZM156 64V63H155ZM57 65V64H56ZM82 65V64H79V66ZM88 65V64H87ZM86 65V66H87ZM95 65V64H94ZM225 65V64H224ZM85 66V65H84ZM153 66V65H152ZM238 66V65H237ZM249 66V65H248ZM57 67V66H56ZM66 67V66H65ZM169 67V66H167ZM197 67V66H196ZM68 69L69 68V64L67 66ZM153 68V67H152ZM86 69V68H85ZM81 70L83 72L84 69H82L81 67ZM222 70V69H221ZM243 70V68H242ZM86 71V70H85ZM196 71V70H195ZM238 71V70H237ZM244 71H246V69L242 71H239L241 72L242 74L244 73ZM79 72V71H78ZM200 72V71H198ZM208 72V71H207ZM233 72V71H232ZM68 73V72H67ZM66 73V74H67ZM70 73H71V70H70ZM85 73L88 74V72L86 71ZM84 73V75H86ZM181 73V74H179ZM233 73H236V72H233ZM247 72H245L244 74H246ZM204 74V72H203ZM206 74V72H205ZM51 75V74H50ZM89 75V74H88ZM247 75V74H246ZM64 76H65V73H64ZM71 76V75H70ZM82 76V75H81ZM198 76V75H197ZM203 76V75H202ZM218 76V75H217ZM223 76V75H222ZM62 77V76H61ZM67 77V76H65ZM84 77V76H82ZM81 77V78H82ZM88 77V76H87ZM90 77V76H89ZM209 77V76H208ZM226 77V76H225ZM54 78V77H53ZM57 78V77H55ZM73 79V77H71ZM71 78H70V81H71ZM157 78V79H155ZM228 78V76H227ZM48 79V78H47ZM69 79V78H68ZM68 79H64V80H67L69 81ZM75 79V78H74ZM80 82V84L82 83V80L80 78H78ZM195 79V78H194ZM212 79V78H211ZM53 80V79H52ZM85 80V79H84ZM87 80V79H86ZM85 80V82H86ZM92 79H90L91 81ZM183 80V79H182ZM213 80V79H212ZM216 80V79H214ZM236 80V79H235ZM242 80L243 78L241 76H238V85H239V88H241V85H242ZM247 80H249L247 78ZM60 81V79H59ZM65 81L66 83H69ZM207 81V80H206ZM218 81V80H217ZM58 82V80H57ZM74 82V81H73ZM84 82V81H83ZM179 82H181L183 85L179 86ZM215 82V81H213ZM213 82L211 83V85L213 84ZM224 82V81H223ZM71 85L74 84V86L77 84L76 82L72 83V81L70 82ZM69 83V84H70ZM87 83V82H86ZM60 84V83H59ZM78 84V87L81 86V85H84V83H82L81 85ZM232 84V83H231ZM214 85V84H213ZM217 85V84H216ZM219 85V84H218ZM222 85V84H221ZM234 85V84H233ZM236 85V84H235ZM57 86V85H56ZM55 86V87H56ZM70 87V85H67ZM73 86V87H74ZM77 86V85H76ZM87 86V87H86ZM230 86V85H229ZM228 86V88H229ZM237 86V85H236ZM37 87V86H36ZM58 87V86H57ZM64 87V86H63ZM66 87V85H65ZM72 87V86H71ZM72 89L74 90V87ZM84 87V86H83ZM216 87V86H215ZM220 87V85L218 86ZM216 87V88H218ZM238 87V86H237ZM249 87V86H248ZM247 87V88H248ZM214 88V87H213ZM244 88V87H243ZM242 88V89H243ZM70 89V88H68ZM167 89V90H166ZM200 89V88H199ZM222 89V88H221ZM221 89H219L221 91ZM246 89V88H245ZM249 89V88H248ZM37 90V89H36ZM35 90V91H36ZM46 90V89H45ZM59 90V89H58ZM64 90V89H63ZM69 90L71 93L75 92V90ZM77 90H82L80 87L79 89L77 88ZM76 90L75 93H78ZM84 90V88H83ZM86 90V89H85ZM84 90V91H85ZM86 90V91H87ZM224 90V89H223ZM226 90V89H225ZM244 90V89H243ZM34 91V92H35ZM47 91V90H46ZM45 91V92H46ZM65 91V90H64ZM68 90H66L67 92ZM83 91V92H84ZM99 91V96L97 95V92ZM228 91V90H227ZM227 91H225L227 93ZM239 91V90H238ZM237 91V92H238ZM241 91V90H240ZM70 92L67 93V95L69 96L70 95ZM47 93V92H46ZM45 93V94H46ZM72 93V94H73ZM74 93V94H75ZM225 93V94H226ZM239 93V92H238ZM249 93V94H250ZM79 94V93H78ZM77 94V97H82V98H85L84 96H80ZM83 94V95H84ZM188 94V93H187ZM190 94V93H189ZM188 94V95H189ZM212 94V93H211ZM232 94V89H231V92H230V95ZM241 94V92L239 93V95ZM67 96L66 94H64L63 92V95L62 97L65 98V96ZM89 95V96H91ZM207 95L210 96L208 98L210 99H207ZM239 95L237 97V101H238V98H239ZM45 96V95H44ZM217 96V97H218ZM248 96V95H247ZM13 97V96H11ZM72 96L70 95V98ZM74 97V95H73ZM72 97V100H75V98H77L76 96L73 98ZM187 97V96H186ZM59 98V97H58ZM67 98V97H66ZM66 98L64 99L65 101H68V98L66 100ZM81 98V100H82ZM219 98V97H218ZM231 98V97H229ZM63 99V98H62ZM233 99V98H232ZM248 99V98H247ZM246 98H242V102L239 106V108H243L245 107L246 105L250 104V102L247 100ZM12 100V99H11ZM80 100V99H79ZM80 100L79 103H82ZM166 100V103H167V108L166 107H163L162 104L164 105V101ZM223 101H227V99H222ZM55 101V100H53ZM70 101V99H69ZM77 101V99L75 100ZM90 101V102H89ZM222 101V102H223ZM225 101V102H226ZM62 102H64L62 100ZM223 102V103H225ZM228 102H230V106L233 104V103H236V102H233L231 104V101L229 100ZM59 103V102H58ZM65 103V102H64ZM72 102L70 101V104ZM222 103V104H223ZM68 104V103H67ZM221 104V105H222ZM227 104V103H226ZM229 104V103H228ZM78 105V106H77ZM72 106V105H70ZM70 106H67L70 107ZM82 106V105H81ZM229 106V107H230ZM234 106V105H233ZM237 106V105H236ZM65 107V106H64ZM218 107V106H216ZM60 108V107H59ZM66 108V107H65ZM74 107L68 109V112L70 115H73L75 112L77 113V111H73L74 113L72 114L71 110H73ZM76 108L74 110H76ZM169 108V109H168ZM225 108H226V105H225ZM234 109V107H232ZM232 108H226V109H230L231 111L233 110ZM238 108V107H237ZM223 109V108H222ZM220 110V109H218ZM230 110H227V111H230ZM239 110V109H238ZM63 110H61L62 112ZM65 111V110H64ZM70 111V112H69ZM221 112H224L222 110H220ZM219 111V112H220ZM230 111V113H231ZM246 111V110H245ZM58 112V111H57ZM220 112V113H221ZM261 112V113H260ZM216 113V112H215ZM226 113V112H225ZM229 113V112H227ZM226 113V114H227ZM229 113V114H230ZM234 113V112H233ZM85 114V112H84ZM224 114V115H226ZM239 114V113H238ZM238 114L236 115L238 118ZM65 115V116H64ZM70 115H69V118H70ZM76 115V114H75ZM73 115V116H75ZM218 116H220L221 114H217ZM231 116H233L232 114H230ZM235 115V114H234ZM47 116V115H46ZM63 116L65 117L66 119V113L64 114L63 113ZM68 116V114H67ZM88 116V117H87ZM216 116V115H215ZM214 116V117H215ZM222 116V115H221ZM221 116L219 119H221ZM241 116V115H240ZM243 116V114H242ZM61 117V116H60ZM77 117V116H76ZM226 117V116H225ZM73 118V117H71ZM223 120H224V117H222ZM55 119V118H54ZM57 119V118H56ZM64 119V118H63ZM62 119V120H63ZM68 119V117H67ZM66 119V120H67ZM226 119V118H225ZM228 119V118H227ZM235 120V118H233ZM233 119L232 122H233ZM45 120V119H44ZM72 120V119H71ZM75 120V117L74 119ZM170 120V121H169ZM218 119H216L217 121ZM230 120V121H231ZM240 120V119H238ZM36 121V120H35ZM56 121V120H55ZM59 121V120H58ZM58 121H56L55 123H57ZM219 121V120H218ZM64 123V120L62 121ZM66 122V121H65ZM68 122V121H67ZM225 122V121H224ZM228 122V121H227ZM239 122V121H238ZM54 123V122H53ZM59 123V122H58ZM215 123V122H214ZM223 123V122H222ZM229 123V122H228ZM235 123V122H234ZM241 123V121H240ZM239 123V124H240ZM70 124H74V123H70ZM77 123H75V126H76ZM80 124H77L78 126ZM213 124V122L211 123ZM243 124V123H242ZM36 125V123H35ZM210 125V124H209ZM215 125V124H214ZM213 125V126H214ZM221 126V124H219ZM234 125V124H233ZM232 125V126H233ZM18 126V125H17ZM212 126V127H213ZM225 128H226V125H224ZM222 126V127H224ZM231 125H229L230 127ZM65 130H67L68 126H63ZM68 127V128H67ZM209 127V126H208ZM236 127V126H235ZM53 128V127H52ZM61 128V126H60ZM216 128V127H214ZM212 128V129H214ZM232 128V127H231ZM234 128V127H233ZM63 129V130H64ZM217 129V128H216ZM7 130V129H6ZM58 130H62L61 129H58ZM69 130H73V129H68L66 132L69 133L68 131ZM81 130V129H80ZM223 130V128H222ZM227 130V129H225ZM230 129L228 128V131ZM76 131H74L76 133ZM177 131L176 129L173 131L175 132ZM181 132H183V129L180 130ZM219 131V129H218ZM227 131V132H228ZM234 131V130H233ZM236 131V130H235ZM59 132V131H58ZM73 132V131H72ZM77 132V133H78ZM126 132L127 134L126 135H123V133ZM149 133L150 135H148L147 133ZM214 132H216V130H214ZM221 132V131H220ZM224 132V131H223ZM226 131L224 133H227ZM232 131H230L231 133ZM243 132V131H242ZM250 132V131H249ZM40 133V132H38ZM64 133V131H63ZM67 138L69 137L68 135L70 134H67ZM223 133V135H224ZM229 133V134H230ZM49 134V133H47ZM55 134V133H54ZM73 134V133H71ZM145 134V135H144ZM172 134V133H171ZM169 133V135H171ZM183 134V133H182ZM211 134V133H210ZM213 134V133H212ZM221 134V133H220ZM228 134V135H229ZM233 134V132L231 133ZM230 134V135H231ZM76 135V134H75ZM84 135V134H83ZM184 135V134H183ZM215 135V134H214ZM226 135V134H225ZM36 136V135H35ZM64 136V135H63ZM71 136V135H70ZM74 136V135H73ZM71 136L73 139L74 137ZM212 136V135H211ZM218 134L215 136L217 137ZM222 136V135H221ZM44 137V135L42 136ZM46 137V136H45ZM48 137V136H47ZM51 137V136H50ZM60 137V136H59ZM65 137V136H64ZM78 138V136H76ZM182 137V135H181ZM180 137V138H181ZM229 137V136H228ZM257 137V138H256ZM49 138V137H48ZM55 138V137H54ZM66 138V139H67ZM178 138V139H180ZM231 138V137H229ZM227 139V142L228 140L230 139ZM36 139V138H35ZM71 139V138H69ZM76 139V138H75ZM140 139V140H139ZM182 139V138H181ZM185 139V137H184ZM213 140V137L211 138ZM220 138L218 137V140ZM226 139V138H225ZM49 140H51L49 138ZM59 140V139H58ZM78 140V139H76ZM133 140L135 141H140V143L137 145V143H134ZM170 140V139H169ZM168 140V141H169ZM174 141L176 140L173 139ZM211 140V141H212ZM264 140V139H263ZM35 141V140H34ZM44 141V140H43ZM53 141V140H52ZM72 142V139L70 140ZM75 141V140H74ZM128 142L129 144L131 143H134L133 145L135 146V144L137 145V147H135L133 150L132 149H128V147L126 148L125 147V142ZM131 141V142H130ZM217 141V139H216ZM214 141V142H216ZM226 140H224L225 142ZM38 142H40L38 140ZM59 142V141H58ZM57 142V143H58ZM67 143H70L68 141H66ZM126 142V143H127ZM157 144H159L158 146H160V142ZM161 142V145L163 144ZM167 142V141H166ZM170 142V141H169ZM176 142V141H175ZM213 142V144H214ZM222 142V141H221ZM51 143V142H50ZM60 143H62V139L60 140ZM59 143V144H60ZM165 143V142H164ZM172 143V141H171ZM170 143V144H171ZM174 143V142H173ZM258 143V142H257ZM74 144V145H76ZM176 144V143H175ZM178 144V142H177ZM180 144V143H179ZM213 144H211L210 146H213ZM217 144H221L220 141L219 143ZM226 145V143H224ZM249 144V141L246 143L245 147L243 148V145H241V148H240V151L242 150L243 148V154H245V151L246 150H250V146H248ZM253 144V143H252ZM260 144V143H259ZM61 145V144H60ZM68 145V144H67ZM66 145V146H67ZM70 145V144H69ZM68 145V146H69ZM193 145V146H192ZM209 145V144H208ZM223 145V143H222ZM224 145V146H225ZM63 146V144H62ZM178 146V145H176ZM207 146V145H206ZM216 146V145H215ZM214 146V147H215ZM223 146V148H224ZM55 147V146H54ZM72 147V146H71ZM173 152L176 151L177 148H175V146H173ZM183 148H185L184 146H181ZM205 147V146H204ZM218 147H221V146H218ZM237 152L239 151V144L237 142H235L234 146H233ZM258 147V146H257ZM61 148V147H60ZM169 148V146H168ZM180 148V147H179ZM190 148L188 151H190ZM207 148V147H205ZM261 148V146H260ZM36 149V148H35ZM64 149V148H63ZM175 149V150H174ZM181 149V148H180ZM262 149V148H261ZM65 150V149H64ZM68 150V148H67ZM76 151L74 152H77L78 153V150L75 149ZM167 150V149H166ZM169 150V149H168ZM167 150V151H168ZM170 150H172V148L170 147ZM186 150V148H185ZM222 150V149H221ZM259 150V149H258ZM34 151V150H33ZM59 151V150H58ZM178 151V150H177ZM194 151H196L194 149ZM56 152V151H55ZM61 152H62V148H61ZM66 152V151H65ZM73 152V154H74ZM135 153L138 155V161H140V165L138 166V170L139 172H136V170H129L127 173L125 171H123L126 167H128L130 164H128L127 166H123L122 163H121V158L124 156V154L126 153ZM166 152V151H165ZM170 152V151H169ZM192 152H193V149H192ZM213 152L215 153V151L213 150ZM212 152V153H213ZM254 152V151H253ZM58 153V152H57ZM60 153V152H59ZM167 153V152H166ZM194 153V152H193ZM192 153V154H193ZM204 153V152H202ZM211 153V154H212ZM255 153V152H254ZM76 154V153H75ZM74 154V155H75ZM90 154H92L90 156ZM100 154V155H99ZM172 154V153H171ZM175 154V153H174ZM173 154V155H174ZM178 154V153H177ZM176 154V155H177ZM196 154L199 156L200 153H198V151H196ZM194 154V156L196 155ZM209 155L208 158H210V156L212 155ZM216 154H219L218 152L215 153ZM221 154V152H220ZM219 154V155H220ZM249 154V153H248ZM32 155V154H31ZM30 155V156H31ZM65 155V154H64ZM62 155V156H64ZM72 155V154H70ZM69 155V156H70ZM87 155L89 157L94 158L96 159L95 161H97L98 159L100 160V162H102V166L101 168L102 169V174L99 176L100 173H97V169L95 171H93L92 167L93 164L95 165V161L94 163L91 162V160L87 157ZM95 155H99L98 157L95 156ZM163 155V153H162ZM247 155V154H246ZM251 155V157L253 158L254 156H252V154H249ZM60 156V155H59ZM169 156V153L166 155V158H163L165 159V161H169L170 160V156ZM193 156V157H194ZM208 156V154H207ZM217 156V155H216ZM257 156V155H256ZM19 157V156H18ZM34 157V156H32ZM71 157V156H70ZM75 157H77V155H75ZM77 157V158H78ZM111 157V160L113 161L111 163H113V165H115L114 168H108L109 166H111L109 163V165L107 164V169L105 168V163H107V158L110 160ZM174 158V156H171ZM178 157V155L176 156ZM189 157V156H188ZM201 157V156H200ZM199 157V158H200ZM37 158V157H36ZM72 158V157H71ZM74 158V157H73ZM215 158V157H214ZM218 158V156H217ZM256 158V157H255ZM19 159V158H18ZM64 159V158H63ZM90 161H89V160ZM158 159H161L159 161H156V163L160 164L159 166H161V163L164 162V160L162 159V157H159ZM193 159V158H192ZM211 159V158H210ZM228 159V158H227ZM227 159L224 161L226 162ZM230 159H233V158H230ZM31 160V159H30ZM70 161V158L68 159ZM72 160V159H71ZM74 162L76 159H73ZM72 160V161H73ZM108 160V161H109ZM163 160V161H162ZM203 160V159H202ZM68 163H70V165L72 164V162L70 161ZM93 161V160H92ZM151 161V162H150ZM162 161V162H160ZM171 161V160H170ZM190 161V160H189ZM195 161V160H194ZM192 161V162H194ZM198 161V160H197ZM207 161V160H206ZM205 161V162H206ZM217 161V159H216ZM233 161V160H231ZM22 162V161H21ZM62 161L60 162H57V163H60L61 164ZM98 162V161H97ZM96 162V163H97ZM98 162V164L100 163ZM209 162H211L209 160ZM215 162V160H214ZM223 162V163H224ZM67 163V164H68ZM93 163V164H92ZM139 163V162H138ZM165 163H169V162H165ZM172 163V162H171ZM170 163V164H171ZM177 163V162H176ZM183 163V162H182ZM197 163V162H196ZM201 163V161H200ZM202 163H204L202 161ZM216 163V162H215ZM222 163V164H223ZM227 163V162H226ZM230 163V162H229ZM18 164H20V162H18ZM59 164V165H60ZM77 164V162H76ZM75 164V165H76ZM146 164V165H145ZM181 164V163H180ZM208 164H211V163H208ZM217 164V163H216ZM216 164H213V165H216ZM220 164V163H219ZM221 164V165H222ZM231 164V163H230ZM65 165V164H64ZM155 165V164H154ZM153 165V166H154ZM164 165V163H163ZM162 165L163 169L165 170L164 166ZM192 165V163H191ZM201 165V164H200ZM212 165V164H211ZM224 165V164H223ZM229 165V164H228ZM19 166V165H18ZM150 166V168L148 167ZM204 166V165H203ZM202 166V167H203ZM226 166V165H225ZM230 166V165H229ZM21 167V166H20ZM63 167V166H61ZM92 167V168H91ZM99 167V166H98ZM143 167V169H142ZM193 167H196L197 166H194L193 164ZM217 167V166H216ZM215 167V168H216ZM222 167V166H221ZM233 167V166H232ZM232 167H227V169H230L232 170ZM58 168V166H57ZM64 168V167H63ZM67 168L66 167V170L67 171ZM70 170L69 171H72L71 170V167H69ZM91 168V169H90ZM100 168V167H99ZM98 168V170H99ZM140 168L142 170H140ZM149 168V169H148ZM161 168V167H160ZM176 168V167H175ZM180 167L178 166L177 169H179ZM195 168V169H196ZM203 168H206V165L205 167ZM251 168V167H250ZM51 169V168H50ZM55 169V168H54ZM62 169V168H61ZM75 169H78V168H75ZM132 169V168H131ZM192 169V168H191ZM199 169V168H198ZM207 169H209V167L207 166ZM220 169V168H219ZM101 170V169H100ZM137 170V171H138ZM182 171V169H179V171ZM189 170V169H188ZM212 169H210L211 171ZM221 170L220 169V173H221ZM226 170V169H225ZM224 170V172H225ZM249 170V169H248ZM64 171V172H65ZM77 171V170H76ZM77 172H74V173H78ZM88 171V172H89ZM97 171V172H96ZM163 171V170H162ZM166 171V170H165ZM171 171V170H170ZM184 171H185V167H184ZM195 171V170H194ZM214 171V170H212ZM211 171V172H212ZM227 171V170H226ZM82 177H84V174L87 175V171L85 173V171H83L82 169ZM100 172V171H99ZM145 172H151L152 174H146ZM159 172L158 170L156 171V173ZM176 172V171H175ZM187 172V171H186ZM192 172V171H191ZM189 172L190 175H192V173L194 172ZM199 172V170H198ZM202 172V171H201ZM206 172V171H204ZM210 172V173H211ZM223 172V173H224ZM57 173V171H56ZM74 173L72 174V177H74ZM138 173V174H137ZM162 174V172H160ZM160 173H159V176H160ZM165 173V172H164ZM171 173V172H170ZM177 173V172H176ZM180 172H178V175H179ZM184 173V172H183ZM208 173V171H207ZM216 173V172H215ZM219 173V175H220ZM229 174V172H227ZM48 174V173H47ZM58 174V173H57ZM67 174V172H66ZM71 174V173H70ZM69 174V175H70ZM81 174V173H80ZM146 174V175H145ZM158 174V173H157ZM156 174V175H157ZM175 174V173H174ZM187 174V173H186ZM204 174V173H203ZM246 174V173H245ZM54 175V174H53ZM64 175V174H63ZM77 175V174H76ZM110 175V176H109ZM149 175V176H148ZM177 175V174H176ZM190 175H185V176H190ZM206 175V173H205ZM209 175V174H208ZM215 175V174H214ZM225 174H221L220 176H224ZM61 177V174L59 175ZM71 176V175H70ZM79 176V174H78ZM105 176H109V178H112L108 180L104 183L103 181H101L100 177H105ZM168 176V175H167ZM173 176V174H172ZM184 176V175H182ZM182 177V178H185L186 177ZM195 176V175H194ZM192 175V177H194ZM67 177H68V174H67ZM87 177V176H86ZM88 177H89V173H88ZM100 178L98 180H100V182H103L100 183L95 180L96 178ZM139 179L141 178V183L140 186L138 184H136V187L137 188V185L140 187L138 190H136L135 188H133V184L136 182L134 179L138 178ZM155 177V176H154ZM153 177V178H154ZM174 177V176H173ZM196 177V176H195ZM208 177H211V176H208ZM215 177V176H214ZM71 181H73V179H71V177H69ZM157 178V176H156ZM155 178L156 181H159ZM162 178V177H161ZM179 178V177H177ZM180 178H181V175H180ZM50 179V178H49ZM59 179V178H58ZM68 179V178H67ZM77 179V177H76ZM74 179V180H76ZM139 179L137 181H139ZM192 179V178H191ZM190 179V180H191ZM212 181H213V178L211 177ZM247 179V178H246ZM250 179V178H248ZM64 180V178H63ZM62 180V181H63ZM80 180V179H79ZM105 180H106V177H105ZM145 180V182L143 181ZM154 180V179H153ZM170 180V179H169ZM168 180V181H169ZM202 180V179H201ZM204 180H210V178L208 179H205ZM215 180V179H214ZM244 180V179H243ZM53 181V180H52ZM66 182H68L69 180H66ZM63 181V183L65 182ZM70 181V182H71ZM82 181V180H81ZM87 181L88 183H90L89 185L91 186V188L94 189V191H96L95 193L92 192V189H90L89 187H87ZM95 181V182H94ZM139 181V182H140ZM149 181V180H148ZM161 181V179H160ZM159 181V182H160ZM167 181V182H168ZM173 181V180H171ZM176 181V180H175ZM178 181V180H177ZM180 181V179H179ZM178 181V182H179ZM183 181V180H182ZM188 181V180H186ZM211 180L208 181V183H213L211 184L212 187L213 185L215 184V182L213 181L212 182ZM216 181V180H215ZM219 181V179H218ZM218 181H217V184H218ZM246 180H244L245 182ZM50 182V181H49ZM59 182V181H58ZM79 182V181H77ZM152 182V180H151ZM204 182V181H202ZM100 183V184H99ZM149 183V182H148ZM154 183V182H152ZM171 182H169L170 184ZM183 184L185 183L182 182ZM181 183V184H182ZM198 183V182H197ZM207 183V181H206ZM207 183V184H208ZM262 183H263V180H262ZM43 184V183H42ZM57 184V182H56ZM70 184V183H68ZM67 184V185H68ZM87 184V185H86ZM97 184L99 185H103V186H100L102 187L101 190L100 188H98ZM157 184V183H156ZM165 184V183H164ZM168 183L166 184L169 185ZM192 184V183H191ZM206 184V185H207ZM216 184V186H217ZM236 184V183H235ZM58 185V184H57ZM64 185V184H62ZM66 185V186H67ZM71 185V184H70ZM77 187H78V183H76ZM86 185V186H85ZM88 185V186H89ZM149 185V184H148ZM148 185L147 187L145 188H148ZM159 185L162 187V185L159 183ZM180 184H178L177 186H179ZM204 185V184H203ZM202 185V186H203ZM210 185V186H211ZM221 185H222V182H221ZM233 185V184H231ZM54 186V185H53ZM105 186V187H104ZM113 187L114 189L111 191L109 189V187ZM152 186V184H151ZM158 186V184H157ZM165 186V188H166ZM183 186V185H181ZM180 186V187H181ZM191 186V185H190ZM197 186V185H196ZM201 186V185H200ZM210 186H206V187H209ZM215 186V188H216ZM252 186V185H250ZM249 186V187H250ZM50 187V186H49ZM55 187V186H54ZM77 187H74V190L75 188L77 189ZM85 187V188H84ZM154 186H152L150 189L151 191L154 190L153 188ZM170 188V186H168ZM171 187H175L174 186V183H173V186L171 184ZM184 187V186H183ZM178 188L180 190H182V188ZM194 187V186H193ZM211 187V188H212ZM230 187V186H229ZM46 188V187H45ZM53 188V187H51ZM89 188L90 190L88 191ZM97 188L100 190H97ZM159 188V187H158ZM158 188L156 191H158ZM204 188V187H203ZM222 188V187H221ZM236 188V187H235ZM247 188V187H246ZM50 189V188H49ZM57 189V188H56ZM69 189V188H68ZM79 189V187H78ZM108 189L110 191H108ZM115 189H117L118 191H116ZM149 189V190H150ZM168 189V188H166ZM192 189V187L190 188ZM198 189V188H196ZM224 189V188H223ZM234 189V187H233ZM245 189V187H244ZM47 190V189H46ZM62 190V189H61ZM65 190V189H64ZM67 190V189H66ZM115 190V191H114ZM148 190V189H147ZM148 190V191H149ZM160 190V189H159ZM172 190V189H170ZM211 191H213V189H210ZM218 190V188H217ZM220 190V189H219ZM222 190V189H221ZM236 190V189H235ZM246 190V189H245ZM252 190V189H251ZM255 190V189H254ZM45 191V189L43 190ZM70 192V190H68ZM76 191V190H75ZM74 191V192H75ZM99 191V192H98ZM106 191V192H105ZM114 191V192H113ZM162 191L164 192V189H162ZM184 191V189H183ZM181 191V193L183 192ZM187 188H186V192H187ZM193 191V190H192ZM205 191V190H204ZM203 191V192H204ZM242 191V190H241ZM253 191V190H252ZM159 192V191H158ZM157 192V193H158ZM161 192V191H160ZM159 192V193H160ZM178 192V190H177ZM189 192V191H188ZM191 192V191H190ZM189 192V193H190ZM202 192V191H201ZM207 192V191H206ZM203 193V194H206ZM233 192V191H232ZM254 192V191H253ZM44 193V192H43ZM48 193V192H46ZM117 193H119L117 195ZM149 193V192H148ZM162 193V192H161ZM194 193V191H193ZM196 193V191H195ZM257 193V192H256ZM67 194V193H66ZM95 194V195H94ZM153 194V192H152ZM151 194V195H152ZM197 194V193H196ZM210 197L213 198V196L209 193H208ZM217 194V192H216ZM216 194H213V195H216ZM219 194V193H218ZM218 194H217V197L214 196L213 199L215 198H218ZM222 194V193H221ZM220 194V195H221ZM94 195V196H93ZM164 195V193H163ZM161 195V196H163ZM198 195L200 196L199 192H198ZM52 196V195H51ZM60 196V195H59ZM65 196V195H64ZM67 196V195H66ZM192 197V195H190ZM223 196V195H222ZM235 196V193L234 195ZM49 197V196H48ZM61 197L63 198L62 196V193H61ZM158 197V196H157ZM201 197V196H200ZM199 197V198H200ZM207 195H205V197H203L206 201V199H210V197L206 198ZM220 197V196H219ZM232 197V196H230ZM54 198V197H53ZM65 198V197H64ZM68 198H66V200H68ZM76 198V199H75ZM95 198V199H94ZM148 198H151V196ZM170 198V199H169ZM194 198V197H193ZM192 198V199H193ZM198 198V197H197ZM206 198V199H205ZM211 198V199H212ZM235 198V197H234ZM169 199V200H168ZM225 199V197H224ZM229 199V198H227ZM253 199V197H252ZM199 200V199H198ZM232 200V199H231ZM230 200V201H231ZM48 201V200H47ZM53 201V200H52ZM70 201V200H69ZM70 201V202H71ZM189 201V200H188ZM208 201V200H207ZM224 201V200H223ZM229 201V200H228ZM253 201L255 203H253ZM249 205L252 204L251 207H238V209H241L243 208L242 210L237 211L238 212H243V217L242 218H239L238 214L234 212L233 213H228L226 216L224 215V219L223 220H219V224L217 225V227L214 226L213 228V232H211V234L207 235L206 233L202 234V241L201 242V246H205L207 247L206 249V253H207V256L210 255L212 261H210V257H209V261H207L206 263V260L207 258H205V263L206 264H264V216L261 217V210H263L264 208V194L262 196V198H258L255 200H253ZM55 202V201H54ZM153 202V200H152ZM162 202V204H161ZM191 202V201H190ZM202 204L204 203L203 201H201ZM213 202H216L217 201H213ZM213 202H209V208L208 209H211L212 207H210V203H213ZM233 202V201H232ZM47 203V202H46ZM44 203V204H46ZM60 203V202H59ZM158 203L160 205H158ZM188 203V202H187ZM197 203V202H196ZM200 204V202H198ZM214 203V204H216ZM220 203V202H219ZM216 205V208L218 206V204ZM222 203V202H221ZM48 204V203H47ZM65 204V203H64ZM155 204V203H153ZM191 204H193L191 202ZM206 204V205H208ZM213 204V205H214ZM248 204V203H247ZM246 204V205H247ZM51 205V204H50ZM212 205V206H213ZM238 204L235 203V207L237 206ZM191 206V205H190ZM189 206V207H190ZM193 206V205H192ZM234 206V204H233ZM66 207V206H65ZM198 207V206H197ZM200 207V206H199ZM205 206H203L204 208ZM227 207V206H226ZM225 207V208H226ZM196 208V207H195ZM202 208V207H201ZM206 208V207H205ZM224 208V209H225ZM234 208V207H233ZM55 209V208H54ZM183 209V208H182ZM189 209V208H188ZM194 209V208H193ZM192 209V210H193ZM197 209V208H196ZM199 209V208H198ZM218 209V208H217ZM217 209H213L212 210H217ZM231 209V208H230ZM211 210V211H212ZM229 210V209H228ZM227 210V211H228ZM234 210V209H233ZM45 211V210H44ZM66 211V209H65ZM70 213H71V210H69ZM184 211V210H183ZM188 211V210H187ZM195 211V210H193ZM202 210H200L201 212ZM210 211V210H208ZM74 212V211H73ZM185 212V211H184ZM184 212H183V215H184ZM205 212V210H204ZM204 212H202L204 214ZM215 212V211H214ZM214 212H211L215 215ZM264 212V211H263ZM59 212H57L58 214ZM66 213V212H64ZM182 214V210L180 212ZM192 213V212H191ZM190 213V214H191ZM199 213V211H198ZM207 213V212H205ZM209 213V212H208ZM46 214V213H45ZM72 214V213H71ZM189 214V213H188ZM263 214V213H262ZM53 215V214H52ZM51 215V216H52ZM55 215V214H54ZM182 215V216H183ZM197 216L202 217L201 214H196ZM212 214H208L207 216L209 217H205V218H202V219H206L207 218V221L209 220L210 217H212L213 219H215L217 216H210ZM220 215V214H218ZM48 216V215H47ZM56 216V215H55ZM54 216V217H55ZM58 216V215H57ZM71 216V215H70ZM173 216V215H172ZM171 216V217H172ZM188 218H189V215H187ZM197 216L195 217L194 215V219L197 218ZM205 216V214H204ZM203 216V217H204ZM166 217V218H165ZM178 217V216H177ZM175 216V219L177 218ZM184 217V216H183ZM192 217V216H191ZM190 217V219H191ZM215 217V218H214ZM219 217V216H218ZM19 218V217H18ZM53 218V217H52ZM64 218V217H63ZM186 218V216H185ZM187 218V219H188ZM193 218V217H192ZM211 218V220H212ZM55 219V218H54ZM58 219V218H57ZM56 219V220H57ZM61 219V218H60ZM64 219H67V218H64ZM71 219V218H70ZM166 219V220H165ZM183 219V218H182ZM18 220V219H17ZM62 220V219H61ZM69 220V219H68ZM165 220V221H164ZM177 220V219H176ZM201 218L199 219V222L197 223H201ZM15 221V220H14ZM55 221V220H54ZM173 221V220H172ZM171 221V222H172ZM186 222H184L185 224L189 221V220H184ZM191 222H196V221H193V219L190 220ZM189 221V223H190ZM206 221V222H207ZM19 222V221H18ZM18 222H17V226H18ZM62 222V221H61ZM67 222V221H66ZM161 224L162 227H158V224ZM170 222V221H169ZM175 222V221H174ZM172 223L174 225H176V223ZM177 222V221H176ZM178 222H182V220L178 221ZM177 222V223H178ZM212 222H214L212 220ZM243 222H248L246 226H244L245 224H243ZM13 223V222H12ZM168 223V221L166 222V224ZM183 222L182 224L185 225ZM210 220H209V223L207 224H210ZM215 223V222H214ZM14 224V223H13ZM179 224V223H178ZM191 224V223H190ZM196 224V223H195ZM203 224V223H201ZM200 224V225H201ZM205 224V223H204ZM243 224V226H242ZM4 225V224H3ZM6 225V224H5ZM171 225V223H170ZM169 225V228L171 229V226ZM182 225V226H183ZM194 225V224H192ZM197 225V224H196ZM212 225V224H211ZM187 225H185L184 227H186ZM188 226H190L188 224ZM199 226V225H197ZM196 226V227H197ZM207 226V225H206ZM205 226V227H206ZM58 227V226H57ZM165 227V231L167 233H164L163 232V228ZM174 227V226H172ZM177 227H180L177 226ZM195 227V226H194ZM193 227V228H194ZM210 227V226H209ZM243 227V228H242ZM17 228V227H16ZM59 228V227H58ZM158 228V229H156ZM175 228V227H174ZM181 228V227H180ZM187 228V227H186ZM191 227V229H193ZM201 228V227H200ZM207 228V227H206ZM205 228V229H206ZM167 229V230H166ZM176 229V228H175ZM175 229H171V233L175 232ZM179 229V228H178ZM56 230V229H55ZM60 230V229H59ZM182 230V229H181ZM189 230V228H188ZM196 230V228L194 229ZM202 232H198L199 234L200 233H203V227H202ZM97 231V234H94V232ZM156 231V232H155ZM180 231V230H179ZM185 231V230H184ZM184 234H186L187 232H184ZM187 231V230H186ZM191 231V230H190ZM193 231V230H192ZM199 231V229L197 230ZM14 232V231H13ZM65 232V231H64ZM69 232V233H70ZM176 232H178V230H176ZM181 232V231H180ZM195 233V231H193ZM192 232V234H194ZM67 233V232H66ZM198 233H195L196 236ZM209 233V232H208ZM5 234V233H4ZM166 234V235H164ZM177 234V233H176ZM183 234V235H184ZM188 234H191L189 233L188 231ZM10 235V233H9ZM66 235V234H65ZM182 235V234H181ZM182 235V236H183ZM14 236V235H13ZM69 236V237H71ZM171 236V235H170ZM175 236V235H174ZM177 236V235H176ZM179 233H178V237H179ZM189 235H186V237H188ZM193 236V235H192ZM66 237V236H65ZM173 238V236H171ZM170 237V238H171ZM184 237V236H183ZM185 237V238H186ZM191 237V236H190ZM195 237V235H194ZM192 237V239L194 238ZM214 238L213 241L210 239ZM48 238V237H47ZM85 237L81 238L79 241L77 240L76 242H78V245L76 247V244L75 246L67 249V252L64 253L65 254V259L69 258V256L71 254H74L75 251H77V248L79 245H81L83 242L86 243L83 239ZM196 238H201L199 235L196 237ZM70 239V238H69ZM189 239V237H188ZM191 239V240H192ZM10 240V239H9ZM68 240V239H67ZM177 240V239H176ZM190 239L187 241V239L185 241H187L188 243L186 245H188L189 243L190 244V247L192 245V243H194V240H197V239H193L191 241ZM209 240V242H208ZM11 241V240H10ZM71 241V240H70ZM182 241V240H181ZM191 241V242H190ZM6 242V241H5ZM68 242V241H67ZM66 242V243H67ZM176 242V241H175ZM179 241H177L178 243ZM197 242V241H196ZM200 242V241H199ZM212 245H211V244ZM4 244V243H3ZM65 244V243H64ZM68 244V243H67ZM180 244H183L182 242ZM195 244V243H194ZM205 244V245H204ZM70 245V243H69ZM184 246H186L185 244H183ZM7 246V245H6ZM13 246V245H12ZM63 246V245H62ZM72 246V244L70 245ZM167 246V247H166ZM175 246V244H174ZM251 246H252V249H251ZM61 247V246H60ZM66 247V246H65ZM75 247V248H74ZM189 247V248H190ZM12 248V247H11ZM63 248V247H62ZM68 248V247H67ZM172 248V247H171ZM187 248V247H186ZM61 249V248H59ZM58 249V250H59ZM174 247L171 249L173 250ZM65 252L66 250L63 249ZM190 250V249H189ZM97 252L98 253V257H96L95 255L97 254H94L92 255L94 252ZM249 253H248V252ZM78 252V251H77ZM191 252V251H190ZM204 252V250H203ZM204 252V253H205ZM76 253V252H75ZM59 254V253H58ZM61 254V253H60ZM77 254V253H76ZM75 254V255H76ZM82 254V253H80ZM92 255V256H91ZM203 255V254H202ZM201 255V256H202ZM74 256V255H73ZM200 256V257H201ZM63 257V258H64ZM198 256V258H200ZM86 258V257H85ZM203 258V257H202ZM78 259V258H77ZM80 259V258H79ZM64 260V259H63ZM68 260V259H67ZM82 260V258L80 259ZM25 261V260H24ZM83 261V260H82ZM79 264H82L79 262ZM84 264V262H83Z\"/></svg>",
    "mask_w": 264,
    "mask_h": 264
},
{
    "label": "clouds",
    "instance_id": "clouds-1",
    "mask_svg": "<svg viewBox=\"0 0 264 264\" xmlns=\"http://www.w3.org/2000/svg\"><path fill=\"white\" fill-rule=\"evenodd\" d=\"M246 29L253 50H264V0L254 3L247 17Z\"/></svg>",
    "mask_w": 264,
    "mask_h": 264
}]
</instances>
